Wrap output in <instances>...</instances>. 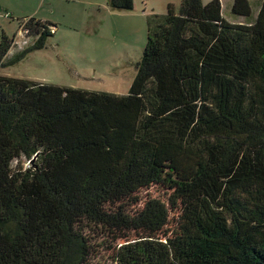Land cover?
<instances>
[{
	"label": "trees",
	"instance_id": "16d2710c",
	"mask_svg": "<svg viewBox=\"0 0 264 264\" xmlns=\"http://www.w3.org/2000/svg\"><path fill=\"white\" fill-rule=\"evenodd\" d=\"M232 12L249 15L248 0ZM22 28L12 58L2 36L0 65L55 25ZM152 184L166 201L131 210ZM98 229L123 240L114 264H264V0L246 24L220 0L150 14L125 95L0 75V264H89Z\"/></svg>",
	"mask_w": 264,
	"mask_h": 264
},
{
	"label": "rangeland",
	"instance_id": "374dc122",
	"mask_svg": "<svg viewBox=\"0 0 264 264\" xmlns=\"http://www.w3.org/2000/svg\"><path fill=\"white\" fill-rule=\"evenodd\" d=\"M210 0H201L203 4ZM132 9H111L99 19H87L82 25L86 0H0V40L5 35L16 42L8 58L25 44L22 24L27 18L47 20L55 25L54 34L45 46L29 52L14 64L0 65V75L34 82L54 84L88 91L125 95L137 72L147 41V17L164 14L173 4L176 11L181 0H133ZM234 0H220L221 15L230 23H253L262 0H248L249 15L232 12ZM101 19V22H100ZM31 42L34 40L31 39ZM25 47V46H24ZM13 161L12 165L17 166ZM23 167L28 162L23 160ZM169 192L156 184L141 188L131 210L142 208L149 198L166 201ZM170 212L164 229L175 223ZM92 251L89 264H114L113 248L123 240L112 241L104 231L89 233Z\"/></svg>",
	"mask_w": 264,
	"mask_h": 264
},
{
	"label": "crops",
	"instance_id": "0c3cea01",
	"mask_svg": "<svg viewBox=\"0 0 264 264\" xmlns=\"http://www.w3.org/2000/svg\"><path fill=\"white\" fill-rule=\"evenodd\" d=\"M85 4L90 6V8H84L85 13L83 15L82 25L88 18L89 20L99 19L98 17H102L104 13L110 10L106 5V0H86Z\"/></svg>",
	"mask_w": 264,
	"mask_h": 264
}]
</instances>
